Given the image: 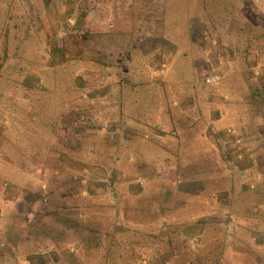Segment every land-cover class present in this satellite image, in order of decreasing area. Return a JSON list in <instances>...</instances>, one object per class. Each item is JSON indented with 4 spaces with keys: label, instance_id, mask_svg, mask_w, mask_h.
I'll return each instance as SVG.
<instances>
[{
    "label": "rangeland",
    "instance_id": "374dc122",
    "mask_svg": "<svg viewBox=\"0 0 264 264\" xmlns=\"http://www.w3.org/2000/svg\"><path fill=\"white\" fill-rule=\"evenodd\" d=\"M252 1L0 0V264H264Z\"/></svg>",
    "mask_w": 264,
    "mask_h": 264
},
{
    "label": "trees",
    "instance_id": "16d2710c",
    "mask_svg": "<svg viewBox=\"0 0 264 264\" xmlns=\"http://www.w3.org/2000/svg\"><path fill=\"white\" fill-rule=\"evenodd\" d=\"M255 15L257 16V14H256V12H255ZM245 81V80H244ZM246 83V82H245ZM236 94H238V92H235V91H233V93L231 92V96H229V95H227L226 97L224 96L223 97V100H221L222 102H223V104H229V103H232V100L230 99L232 96L234 97ZM247 95V94H246ZM246 95H244V96H246ZM237 96H239V95H237ZM240 97V99L241 98H243L244 99V97H241V96H239ZM56 105V104H55ZM54 109H56V108H53L52 110H50V111H53ZM50 111H44L43 113H42V115H45L46 113L47 114H49V115H52V113L50 112ZM34 118V117H33ZM35 119V118H34ZM59 130L60 131H62L63 129L62 128H59ZM46 133V132H45ZM60 134H61V132H60ZM222 134H224V132H222ZM40 139H42L43 141H44V143L45 142H47L48 141V139H46V138H40ZM236 146H238V145H236ZM237 149V150H236ZM244 147H241V146H238L237 148H235V152L236 153H245L244 152ZM233 151V153L235 154V152ZM246 154V153H245ZM253 157H255V156H253ZM256 159L258 160V164L259 163H262V160H260L259 158H257V156H256ZM252 160V159H251ZM239 163H241V162H239ZM238 162H237V164H239ZM264 164V163H263ZM242 167H244V165L242 166ZM5 187H6V189H8V190H11V186L9 185V184H5ZM250 188H252V187H250ZM142 251H146V250H142ZM149 252V251H148ZM147 258H148V263L149 264H165L167 261H168V259L167 258H164V257H162V258H160V259H158L159 260V262H157V261H154L153 262V258L151 257V255L149 254V255H147Z\"/></svg>",
    "mask_w": 264,
    "mask_h": 264
},
{
    "label": "built area",
    "instance_id": "2783aa9c",
    "mask_svg": "<svg viewBox=\"0 0 264 264\" xmlns=\"http://www.w3.org/2000/svg\"><path fill=\"white\" fill-rule=\"evenodd\" d=\"M221 81H222V76L219 73L211 72L205 77V85L218 86Z\"/></svg>",
    "mask_w": 264,
    "mask_h": 264
},
{
    "label": "crops",
    "instance_id": "0c3cea01",
    "mask_svg": "<svg viewBox=\"0 0 264 264\" xmlns=\"http://www.w3.org/2000/svg\"><path fill=\"white\" fill-rule=\"evenodd\" d=\"M250 1V0H249ZM252 1V0H251ZM253 2V1H252ZM254 3L256 4L257 3V0H254ZM245 10H247V8H244ZM22 71H23V69H22ZM28 71H26V72H24V75H27L26 73H27ZM35 73H37V70H36V72ZM33 83V82H32ZM30 85H32V84H30ZM28 116H29V113H28Z\"/></svg>",
    "mask_w": 264,
    "mask_h": 264
}]
</instances>
